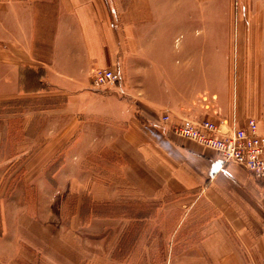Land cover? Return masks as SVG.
I'll use <instances>...</instances> for the list:
<instances>
[{
	"label": "crops",
	"instance_id": "1",
	"mask_svg": "<svg viewBox=\"0 0 264 264\" xmlns=\"http://www.w3.org/2000/svg\"><path fill=\"white\" fill-rule=\"evenodd\" d=\"M126 2L121 13L117 0H0V100L21 99L24 92L46 90L42 96H51L48 89L64 90L66 114L84 115L86 128H101L100 138L96 135L83 145L108 147L124 160L120 178L125 185L111 183L112 198L95 183L90 193L96 202H115L126 195L130 208L147 212L143 216L148 221L174 227L171 235L176 242L197 244L192 247L198 252L196 259L264 264V180L236 163L224 164L217 151L172 131L182 118L239 127L255 118L264 134V77L252 69L257 65L252 52L258 49L261 29L239 32V66L248 69L240 74L237 93L228 96L227 80L216 72V32L209 25L200 29L198 11L184 7L192 0ZM151 3L160 4L154 16ZM209 14L202 13L201 18L209 19ZM100 68L120 74L118 87L109 86L106 93L86 88L92 72ZM127 68L142 72L143 78L131 82ZM27 82L43 85L28 88ZM140 113L146 121L141 122ZM165 113L171 114L172 123L162 121ZM7 130L9 125L0 123V132ZM5 140L0 138V143ZM52 140L42 141L46 164L54 151ZM23 143L21 139L15 145ZM28 143L34 146L38 141ZM67 143L62 169L52 177L77 178L69 165L83 155L76 156L71 140ZM37 152L30 155L31 165ZM24 167L20 164L11 177ZM29 171L26 167L24 177H36ZM6 173L2 171L0 178ZM2 206L5 210L6 203ZM96 220L114 224L109 217ZM34 222L25 219L22 231L32 236Z\"/></svg>",
	"mask_w": 264,
	"mask_h": 264
},
{
	"label": "rangeland",
	"instance_id": "2",
	"mask_svg": "<svg viewBox=\"0 0 264 264\" xmlns=\"http://www.w3.org/2000/svg\"><path fill=\"white\" fill-rule=\"evenodd\" d=\"M195 1L184 3V7L198 11L200 29L202 25H209L216 32L215 44L219 45L214 52L216 64H219L216 72L220 70L219 74L227 80L228 96H234L240 74L244 75V69L245 72L248 69L239 66V54L242 56L239 32L242 30L261 29L258 49L252 52L257 65L252 69H258L259 78L264 77V0ZM117 3L121 13L126 10V0H117ZM159 6L150 4L153 16ZM206 12L211 18L202 19V13ZM123 16H120L121 20ZM248 53L245 51V58ZM141 73L129 69L127 76L134 82L143 78ZM92 80L91 76L87 89L101 93L109 90V86L96 88ZM33 83L26 85L28 88L43 85ZM202 85L206 87L205 83ZM48 91L51 96H42L46 94L45 90L40 94L24 92L21 99L0 100V123L9 125L7 133L0 132V138L6 139L0 143V161L4 162H1L0 173L7 172L4 179L0 178V264H210L206 259L194 258L198 252L192 247L197 244L174 240L171 235L174 227L160 226L159 220L144 218L143 213L146 215L147 212L132 210L126 195H120L119 201L115 202L94 200L90 191L95 183L103 185L104 192L112 198L111 183H119L120 188L125 185L126 180L120 178L124 160L108 147L83 145L96 139V135L100 138L101 128H86L84 115L66 114L67 92L57 88ZM130 92L137 93L138 90L131 88ZM138 118L143 122L147 116L140 113ZM87 119L94 118L87 116ZM47 138L55 142L48 164L41 153L46 148L42 141ZM21 139L23 146L15 145ZM30 139L38 143L32 146L28 143ZM69 139L75 155H83L79 159L73 158L69 165L77 178H62V174L52 177L62 169L67 149L64 146ZM36 150L39 153L33 155L37 160L31 165L30 155ZM16 158L19 160L14 163ZM20 164L25 166L24 170L17 177H11ZM26 167L36 177H24ZM4 202L5 210L1 209ZM101 217L113 219L114 224L112 221L103 225L98 223L96 218ZM30 218L35 220L32 236L20 227L22 224L27 227L25 219Z\"/></svg>",
	"mask_w": 264,
	"mask_h": 264
},
{
	"label": "built area",
	"instance_id": "3",
	"mask_svg": "<svg viewBox=\"0 0 264 264\" xmlns=\"http://www.w3.org/2000/svg\"><path fill=\"white\" fill-rule=\"evenodd\" d=\"M92 79V84L96 88L118 87L121 76L114 70L100 68L93 72ZM162 121L165 124L172 123L171 114H163ZM172 131L217 151L224 164L236 163L255 178L264 180V134L259 132L258 121L255 118H249L245 127L210 119L182 118L173 124Z\"/></svg>",
	"mask_w": 264,
	"mask_h": 264
}]
</instances>
